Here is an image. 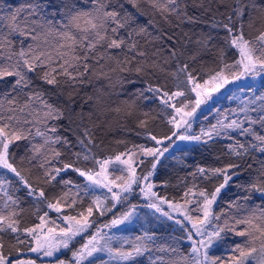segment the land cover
<instances>
[{
    "label": "snow or ice",
    "instance_id": "1",
    "mask_svg": "<svg viewBox=\"0 0 264 264\" xmlns=\"http://www.w3.org/2000/svg\"><path fill=\"white\" fill-rule=\"evenodd\" d=\"M215 3L226 6L227 14L220 13L223 19L213 12V0L191 2V7L212 12L210 20L190 15L187 0H23L0 8V170L15 177L13 181L0 174V264H37L36 259L19 258L25 251L51 258L54 264H144L145 258L147 264H264V203H250L254 197L264 200V160L256 169L247 165L255 174L238 185L244 194L228 203L235 213L248 205L246 215L213 207L242 173L246 158L264 155V92L257 94L249 86V95L242 99L229 97L239 100L237 107L219 113L216 122L198 134H189L197 110L221 89L264 77V0ZM145 15L149 18L141 24L139 18ZM200 23L223 29V43L214 44L213 35L203 30L194 40L188 32L176 31ZM245 25L254 35H245ZM190 45L195 50L190 51ZM213 49L215 67L205 68L203 62L199 69L193 67ZM229 50L236 53L231 61ZM161 73L171 78L172 87L167 79L159 81ZM101 81L105 86L95 87ZM137 83L143 87L130 92L129 86ZM85 87L95 90L77 111L76 97ZM140 100L159 101L168 133L158 136L148 130L149 120L156 117L153 110H141ZM110 112L118 117L139 113L143 119H138V127L154 146L133 145L114 156L98 157L93 151L99 147L95 130ZM220 138L230 141L224 146L229 162L223 167L197 166L190 174L194 180L223 177L211 191L193 183L181 203L153 190L152 177L176 140L207 146ZM21 141L25 143H17ZM165 141L168 146L158 147ZM14 148L24 149L18 162ZM145 164L150 167L142 168ZM69 172L85 183H77ZM57 186L59 193L54 191ZM134 187L147 201L146 208L181 226L190 244L187 252L178 239L160 243L148 230L132 238L112 232L137 217L136 205L97 224V214L112 213ZM96 189L106 193L95 195ZM21 190L35 205L33 215L39 222L31 226H22L25 210L16 195ZM89 196L91 202L84 207ZM41 206L48 211L41 214ZM90 229L95 230L89 234ZM228 233L242 239L232 243L226 258L213 255ZM77 237L84 242L73 248ZM62 250L71 252L69 259H60Z\"/></svg>",
    "mask_w": 264,
    "mask_h": 264
},
{
    "label": "trees",
    "instance_id": "2",
    "mask_svg": "<svg viewBox=\"0 0 264 264\" xmlns=\"http://www.w3.org/2000/svg\"><path fill=\"white\" fill-rule=\"evenodd\" d=\"M23 0H0V8L6 7L7 4L16 5L18 3H22ZM192 0H187L189 4L188 12L190 15H195L199 17L200 20H210L213 13H205L203 8H194L191 7ZM231 0H225V5L229 4ZM128 8H131V5H125ZM207 7V3L205 4ZM213 12H215L217 19H223L220 16V13L227 14V8L224 5H217L215 0H213V4L211 5ZM217 7L219 8V12H216ZM150 15V14H149ZM149 16H141L139 18V22L144 24L147 22ZM159 20V17H157ZM167 29V25L164 26ZM201 30L205 32H210L213 37V43L217 45H221L223 43V37L225 32L223 29H210L206 24L200 23L197 25H188L185 24L182 26V29H177V32L186 31L194 40L196 38V34H198ZM245 35L250 36L254 35V33H250V30L245 25ZM195 50L194 45H190V51ZM213 49L212 52H208L204 54L199 60L195 62L193 67L197 69L200 68L201 62H203L205 68H213L215 67V56H214ZM236 58L235 50H229L228 52V59L231 61ZM174 68V65L172 66ZM172 69L169 68V71ZM159 81L163 83L165 79L168 80L169 87H172V82L170 77H166L164 73L159 74L158 77ZM156 82V81H153ZM106 82L101 81L100 83L96 84L95 87H103L105 86ZM251 86L257 94L259 92H264V78L260 79L254 85L244 86L243 88H238L235 85L231 86L224 92L226 94L215 106V110L209 113L210 116L207 115V118L202 122L204 125L202 127L207 128L210 124H214L218 117L219 113H226L229 114V110L235 108L239 104V100L236 99H229V97L235 95L240 97L241 99L245 95H249L247 93V88ZM143 87L142 84L137 83L135 86H129V91H134L135 88ZM240 89H245L244 92H241ZM95 88L94 87H85L80 91L79 96L76 97V109L77 111L80 110V105L83 103L84 98L87 95L93 94ZM124 97H120L123 99ZM54 99V98H53ZM113 100L117 98L115 96L112 97ZM222 101V102H221ZM140 108L142 111H152V115L156 117L154 120H149V128L148 130L154 132L158 136H163L164 134L168 133L169 126L166 124V116H163L159 113V101L149 102V101H138ZM115 106V105H113ZM84 112L87 113L89 111V105H84ZM168 111H171L170 109ZM138 119H143V117L136 113L131 117H118L115 113H108L105 117H101L102 120V127L95 130L96 135V143L99 145L98 148H94L93 151L97 154L98 157L104 158L107 156H114L120 152H124L126 148H131L133 145H145V146H152L154 141L148 140L146 136L143 134L145 129L138 127ZM61 123H66L62 121ZM195 134V133H194ZM198 134V133H197ZM261 134H264L262 132ZM235 135V134H233ZM243 139V138H240ZM250 139V138H249ZM38 140V138H37ZM118 141H123V143H118ZM168 142V141H166ZM19 144H24L25 142H17ZM230 143V141L220 138L217 139L214 143L210 142L207 146L191 142L189 144L174 148L168 152L165 156L161 158L162 163H160L152 177V183L155 185L154 191L157 192L158 195L166 197L168 200L179 201L183 203L182 197L188 187H191L193 183L197 185V188H206L211 191L216 185L223 181V177L213 178L210 180H204L201 177L193 179V176L190 175L193 173L197 166H202L206 168L211 167H223L224 164L228 163L230 158L225 154L226 148L224 147ZM15 157L17 162L19 161V157L24 154L23 148H14ZM219 157V159L217 158ZM68 159L67 156L64 157ZM264 160V155L259 153L255 154V159L253 158H246V162L244 163V170L238 177H234L233 180L229 182V185L222 190L220 196L218 197V201L214 204V210L216 212H220L222 209L228 210L229 214H234L235 209H228V203L232 200L237 199V197L242 196L244 194L243 189L238 187V185H243L247 183L253 176L254 171L247 168L248 164H252L253 169H256L260 165V161ZM239 162V161H237ZM150 165L145 164L142 168L147 169ZM141 171L140 168L137 169L139 173ZM0 174L6 175L8 178L15 181V177L8 173L7 170H0ZM68 176L75 180L77 183L83 184V178L78 177L76 173L69 172ZM16 186V185H14ZM138 187H134V193L132 196L128 197V200L120 205H117L115 209H113L112 213H109L106 216L100 217L97 214V224H103L108 220L112 219L113 214H118L119 212L127 209L130 205H136V207L140 206L141 209L144 208L147 201L143 199L140 195V192L137 191ZM60 187L54 190L56 193H59ZM51 195V192L49 193ZM16 195L21 197V207L25 210L23 213V224L22 226H31L34 223H38V219L33 212L35 211V205L31 198H24V191H17ZM259 194H257V197ZM91 202L90 196L85 198L84 200V207ZM243 203V201H241ZM252 205H261L264 203V200L260 198L254 197L253 200L250 202ZM0 207H2V198H0ZM165 211L168 210L167 205L162 206ZM43 211H48L46 207L41 206V214ZM248 205L245 206L239 213H235L238 216H244L247 214ZM53 212H50V216ZM74 214V213H73ZM139 214H143L147 217L148 221L144 223H137L135 226L129 228L127 232V236L129 238L135 237L136 235L142 234L145 230L154 232L159 238L160 243H171L174 240H179L180 244L179 247L182 248L184 252H187L188 248L190 247L189 242L184 239L185 233L183 232L180 225L176 224L174 221L166 220L165 218L161 217L159 213L147 212L144 213L142 210ZM143 215H141L143 217ZM223 220L220 221L222 223ZM95 229H90L89 234L91 231ZM242 238L234 236L232 233L227 234L226 242L220 247L213 251V255L217 256H224L225 258L228 255V249L231 247L232 243L239 242ZM84 241L81 237L76 238L73 242L72 247L78 248L80 244ZM7 244V240H6ZM63 254L60 255V259H69L71 256V252L68 250H63ZM7 254V253H6ZM13 258H15V254H13ZM19 258H33V255H30L27 251L24 252L23 256ZM107 257H105L106 259ZM44 264H54L52 259L43 260ZM144 264H147V259H144Z\"/></svg>",
    "mask_w": 264,
    "mask_h": 264
},
{
    "label": "rangeland",
    "instance_id": "3",
    "mask_svg": "<svg viewBox=\"0 0 264 264\" xmlns=\"http://www.w3.org/2000/svg\"><path fill=\"white\" fill-rule=\"evenodd\" d=\"M264 77H257L255 78L254 80L251 79V78H245L243 80H240V81H236L232 84H229L227 85L224 89H221V91L219 93H216L213 98L208 101L205 105H202L200 109L197 110V113L195 115V117L193 118V121H192V128L189 130V134H197L200 132V129L202 128V125H204L202 122L207 118V115H209V113L212 111L213 112V109L215 110V106L217 105V103L223 98L226 96V94H224V92L226 90H228V88H230L231 86L235 85L236 87L238 88H243L244 86H248V85H254L256 84L260 79H262ZM194 98V97H193ZM222 102V101H221ZM191 143L190 141H179V140H176L174 144L171 145V147H169V151L174 149V148H177V147H180V146H183V145H186V144H189ZM169 142H164V144L162 145H159L158 147H166L168 146ZM152 146H154V144H152ZM152 146H149V147H152ZM168 152H166L164 154V156L166 154H168ZM117 175L119 174L118 172L116 173ZM138 192H140L139 188L137 189ZM102 193H106V190H102V189H96L95 191V195H101ZM134 193V191H133ZM133 193L129 196H132ZM110 195V194H109ZM90 199H91V196H90ZM143 211L144 213H146L147 215V212H153V210L151 209H148L146 207L142 208L140 206L136 207V214H137V217L133 219V221L131 223H127L125 225H121L119 227V229H112V232H116L118 235H122V236H127V232L129 230V228L135 226L137 223L141 222V223H144L146 221H148L147 217L143 214V217L139 214L140 211ZM154 213V212H153ZM56 213L53 212V214L51 215V218H56ZM176 215V214H174ZM176 218L178 219H183L182 217H179L177 216ZM185 223H187L185 221ZM190 227V225H189ZM78 238V237H77ZM63 251V250H62ZM30 255H33V257L37 258L36 257V254H33V253H29ZM105 258V257H104ZM51 258H37V264H44V262H42L43 260H49Z\"/></svg>",
    "mask_w": 264,
    "mask_h": 264
}]
</instances>
